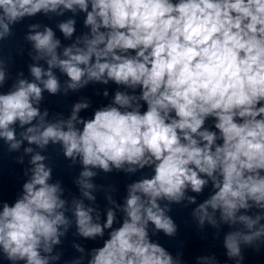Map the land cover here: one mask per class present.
Wrapping results in <instances>:
<instances>
[{
    "label": "clouds",
    "instance_id": "9594fccd",
    "mask_svg": "<svg viewBox=\"0 0 264 264\" xmlns=\"http://www.w3.org/2000/svg\"><path fill=\"white\" fill-rule=\"evenodd\" d=\"M38 15L57 18L71 43L49 24L27 23L29 76L13 75L3 43ZM110 83L117 88L99 107L87 96L67 116L42 107L45 93ZM0 142L15 163L28 158L15 200L0 199V260L60 264L74 227L102 246L73 240L79 255L63 264H187L153 237L176 238L173 205H194L200 233L207 225L219 239L229 229L223 264H244L246 248L264 250V0H0ZM49 147L80 166L79 196L53 180ZM114 171L140 174L122 203L118 188L94 183ZM195 264L221 261L205 253Z\"/></svg>",
    "mask_w": 264,
    "mask_h": 264
},
{
    "label": "water",
    "instance_id": "95a60500",
    "mask_svg": "<svg viewBox=\"0 0 264 264\" xmlns=\"http://www.w3.org/2000/svg\"><path fill=\"white\" fill-rule=\"evenodd\" d=\"M68 15L71 14H66L65 17L60 19H66ZM82 21L83 16L81 15L78 17L77 34L86 30L82 27ZM32 22L49 24L56 31L57 37H59L64 44L71 43V41L64 40L62 34L58 29H56L57 18L48 19L42 15H38L31 20H26L22 24L16 25L14 28V36L3 43L4 54L6 56L11 55L14 58V64L11 67L13 75H15L16 72L23 71L25 76H29L28 64H30L32 61L27 55L30 45H27L24 41V33L27 31V23ZM22 48L25 50L23 54L20 53V49ZM57 74L59 75L58 72ZM63 79H65V77L61 76V81H63ZM10 83L11 81H9V85L5 86L3 91L8 90ZM104 87H108L110 91V96L107 99H105L102 95L97 94L98 91H102ZM116 88L117 86L112 83H110L108 86L90 85L81 92L70 94L68 97H64L62 95L51 96L48 93H45V100L42 103V107H47L52 113L63 112L65 116H67L69 114L71 105L81 96H87L91 98L93 102V108H96L107 104L111 99V93L114 92ZM81 114L85 116H91L92 109H89L87 112ZM211 124L212 121L209 120L206 126L210 127ZM46 154L50 157V162L54 166L53 180H61L66 190H70L72 194L79 196V191L74 185L73 180L78 175L80 166L77 165L75 168H69V162L63 158V156L59 153V150L56 148L49 147ZM15 155L17 154H8L6 145H3V142H0V196L11 200H15L16 196L21 190L22 183L26 179V177L23 175V168L27 166L28 159L26 157L25 164L20 165L15 163L13 159ZM145 172H149L150 174V170H145ZM139 176V173L129 177L124 173H117L115 171L110 174L100 172V174L94 178V183L98 185L103 184L106 187L108 185H112L113 187L118 188L119 191L115 194V198L122 203L123 197L126 194V185L133 180L138 179ZM208 193L209 189H206L203 195L197 197L198 202L205 199ZM190 194L195 195L194 193ZM96 196L97 204L103 210L106 206L104 193L97 192ZM192 207H194V205L187 209L178 205H173V211L170 214L179 225V233L176 238L169 239L165 237L163 233H160L158 236L153 237V239L159 240V242L170 252H172L173 255H175L177 251H182L184 253L183 258L187 264H195V257L205 253H215L217 258L221 261V264H223V262L227 260L226 256L224 255L225 250L222 246L223 233L229 229L227 226H224L219 239H214L213 234L215 230L207 225L205 226L204 233H200L194 223L191 221L190 212ZM244 254V264H264V250L257 253L252 248H246L244 250ZM228 264H233V262L228 261Z\"/></svg>",
    "mask_w": 264,
    "mask_h": 264
}]
</instances>
